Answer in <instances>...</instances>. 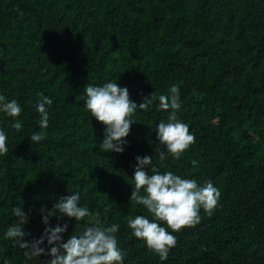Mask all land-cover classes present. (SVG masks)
Masks as SVG:
<instances>
[{
  "label": "trees",
  "instance_id": "1",
  "mask_svg": "<svg viewBox=\"0 0 264 264\" xmlns=\"http://www.w3.org/2000/svg\"><path fill=\"white\" fill-rule=\"evenodd\" d=\"M106 82L127 87L137 105L157 98L136 110L120 153L101 150L105 126L85 106V88ZM173 85L195 143L161 160L156 126L170 111L158 97ZM41 92L53 101L47 129L35 108ZM0 95L17 100L23 126L0 111L9 149L0 156V264H26L24 249L5 239L14 207L29 213L31 242L46 227L40 209L72 193L105 226L120 225L123 264H264V0H0ZM35 132L46 138L32 142ZM145 155L149 174L154 166L211 181L221 193L211 216L201 209L199 224L173 233L166 261L127 227L137 215L153 219L129 199L135 158ZM57 224H67L64 242L90 226L50 217Z\"/></svg>",
  "mask_w": 264,
  "mask_h": 264
},
{
  "label": "clouds",
  "instance_id": "2",
  "mask_svg": "<svg viewBox=\"0 0 264 264\" xmlns=\"http://www.w3.org/2000/svg\"><path fill=\"white\" fill-rule=\"evenodd\" d=\"M169 91L170 95L158 97V107L170 111L167 123L160 121L156 126V138L166 149V152H159L161 160L166 159L167 155L179 159L195 143L188 125L177 116L181 109L179 89L173 85ZM85 93L86 109L105 126L104 139L100 144L104 152H123L125 138L135 122L132 116L137 109L148 111L153 100L157 99L155 96L145 97L137 105L130 99L128 88L121 87L117 82H106L103 86L88 85ZM37 95L39 99L35 108L40 115L39 125L41 129H47L49 112L46 106H50L53 101L42 92ZM0 111L15 120L12 124L15 130L19 132L22 129L21 122L15 119L22 112L17 100L8 101L5 96L0 95ZM45 138L46 132H35L30 136V140L37 143ZM8 151L7 135L0 129V156H6ZM135 159L134 189L129 199L134 204L143 205L153 219L137 215L127 219V227L137 239L146 244L149 251L158 255L161 261H166L170 249L177 244V237L173 233L199 224L201 209L211 216L221 193L211 181L201 186L195 179L182 178L171 171L161 173L154 166L149 174L144 169L152 164V157L145 155ZM79 201V194L72 193L60 197L51 209L42 207V222L46 227L43 234L31 242L23 240L27 235L23 227L29 220V213L22 206L14 207L12 211L16 220L5 233V239L24 249L26 264L41 255L51 257L48 264H123L124 256L116 238L120 225L105 226L99 212H91L87 207L81 206ZM53 216L58 220L63 217L74 218L76 222L86 219L90 226L84 228L79 235H71L64 242L62 233L67 230V224L50 226L49 220ZM45 241L50 247H42Z\"/></svg>",
  "mask_w": 264,
  "mask_h": 264
}]
</instances>
